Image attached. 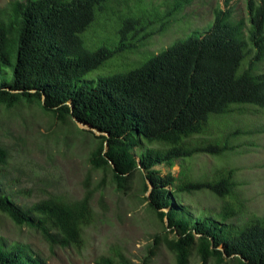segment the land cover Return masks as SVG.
<instances>
[{
    "label": "trees",
    "instance_id": "trees-1",
    "mask_svg": "<svg viewBox=\"0 0 264 264\" xmlns=\"http://www.w3.org/2000/svg\"><path fill=\"white\" fill-rule=\"evenodd\" d=\"M109 1L14 0L0 9V105L37 100L61 123L74 120L96 130L91 166L109 169L117 188L139 170L148 207L173 235L154 234L140 261L113 246L93 264H147L161 243L176 264H187L193 252L200 264H264V214L240 219L231 171H215L216 181H192L183 171L175 176L155 168L229 149L227 143L198 138L211 116H227L239 107L264 109V0H244L246 17L240 19L232 18V5L224 0L206 27L148 52L145 62L121 73H111L110 62L96 70L161 29L125 18L113 46L86 49L81 34ZM184 1L173 0L165 15ZM239 132L233 129L223 138ZM6 156L0 146V177ZM201 190L221 203L211 208L186 202ZM89 199L87 194L74 201L50 196L21 207L0 186V213L17 226L42 232L50 245L80 247L83 229L93 219ZM0 264L45 261L26 244L0 239Z\"/></svg>",
    "mask_w": 264,
    "mask_h": 264
},
{
    "label": "rangeland",
    "instance_id": "rangeland-1",
    "mask_svg": "<svg viewBox=\"0 0 264 264\" xmlns=\"http://www.w3.org/2000/svg\"><path fill=\"white\" fill-rule=\"evenodd\" d=\"M12 1L0 0V9ZM172 2L111 0L96 10L93 22L81 34L82 44L89 50L100 45L113 46L118 41L117 29L125 18L161 29L138 44V48H128L105 61L96 71L109 62L108 68L114 70L111 73L137 67L145 62L148 52H159L175 40H183L191 30L206 27L213 20V9L222 7L224 0H186L179 10L165 15ZM229 3L233 19L246 17L244 0ZM260 66L264 70V62ZM241 108L227 116H211L206 132L198 137L227 143L229 149L217 155L196 153L176 160L170 168L164 164L155 168L162 174L170 171L175 176L183 171L192 181H216L219 174L215 171L223 174L231 171L232 180L236 181L234 191L242 204L239 217L244 220L264 214V109L245 107L240 111ZM236 128L241 132L226 141L223 134ZM98 134L74 120L61 123L37 100H21L9 108L0 105V146L7 155L0 177L3 191L21 207L50 196L74 201L87 194L93 216L83 229L84 243L80 247L50 245L42 232L27 225L17 226L3 213H0V239L7 244H26L45 264H93L113 246L135 261L143 258L153 235L166 231L147 205L148 192L143 191L139 170H134L124 186L117 188L109 169L91 166L88 158L99 140ZM190 198L186 202L211 208L221 203L208 190L195 192ZM164 234L173 236L170 232ZM147 264H176V261L161 243ZM187 264H200L194 252ZM207 264L216 263L210 260Z\"/></svg>",
    "mask_w": 264,
    "mask_h": 264
},
{
    "label": "water",
    "instance_id": "water-1",
    "mask_svg": "<svg viewBox=\"0 0 264 264\" xmlns=\"http://www.w3.org/2000/svg\"><path fill=\"white\" fill-rule=\"evenodd\" d=\"M80 123V122H79Z\"/></svg>",
    "mask_w": 264,
    "mask_h": 264
}]
</instances>
